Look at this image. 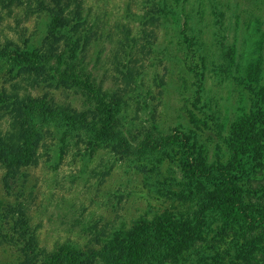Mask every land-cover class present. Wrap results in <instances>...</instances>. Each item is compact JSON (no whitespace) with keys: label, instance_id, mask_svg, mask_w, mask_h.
Wrapping results in <instances>:
<instances>
[{"label":"rangeland","instance_id":"obj_1","mask_svg":"<svg viewBox=\"0 0 264 264\" xmlns=\"http://www.w3.org/2000/svg\"><path fill=\"white\" fill-rule=\"evenodd\" d=\"M33 5L40 13L27 15L26 7L2 13L0 43L38 47L56 30L54 11L75 12L81 68L107 99L67 87L52 73L42 80L9 66L0 71L1 134L11 129L9 95L46 101L54 113L38 120L42 139L32 162L14 172L0 161V264L26 257L10 209L37 241L36 263L67 245L87 254L122 249L144 226L169 221L197 234L186 247L167 243L145 264H264V226L227 223L218 208L225 172L251 208L264 209V139L256 155L236 162L231 153L234 127L264 117V29L258 37L246 31L264 17V0ZM110 108L132 154L62 118L70 113L101 123ZM161 138L168 144L160 147ZM187 163L211 171L215 181L191 177Z\"/></svg>","mask_w":264,"mask_h":264},{"label":"trees","instance_id":"obj_2","mask_svg":"<svg viewBox=\"0 0 264 264\" xmlns=\"http://www.w3.org/2000/svg\"><path fill=\"white\" fill-rule=\"evenodd\" d=\"M33 4L34 0H0V21H3L5 15L13 16L18 7H26L27 15L30 14V16L40 13ZM3 12L5 15L1 16ZM48 13L51 15L52 10ZM54 14L58 19L56 30L48 33L40 46L30 47L27 44L28 40L24 41L22 47L10 40L4 45L0 43V71L4 66H9L15 68L17 74L37 76L42 80H45L47 74L52 73L65 86L77 88L95 99L106 100L107 95L90 83L87 73L81 68L84 47L80 44V36L74 38L73 30L80 27L79 22L73 23L76 13L70 11L69 15H64L60 11H54ZM70 16L71 21H69ZM248 16L250 17L251 14ZM67 20L70 23L67 24ZM256 23L254 26L250 24L248 26L250 29L246 30L250 37H258L261 34L264 29V17L258 18ZM255 31H258L256 36H254ZM1 33L2 29H0V37L3 38ZM71 52L72 57L76 56L78 61H72L68 57ZM4 108L10 118L11 129L5 135L0 133V161L8 170L15 172L35 158L42 139L38 129L39 118L47 121L53 118L54 113H51L48 102L29 95L7 96ZM62 118L71 123L73 128L91 133L96 140L112 143L124 154L129 155L133 152L130 143L119 129L120 120L112 108L106 110L101 123V119L88 121L70 113H62ZM263 139L264 117L261 114L240 122L232 132V157L238 162L245 155L258 154L262 149ZM166 144H168L166 139L161 138L159 146ZM186 170L191 177L215 181L211 171H197L189 163L186 165ZM219 178L222 180L223 187L218 208L223 214V219L235 226L243 224L250 228L264 226V209H254L247 204L244 190L234 180L233 175L223 172ZM6 183L9 185L7 180ZM9 212H12L14 229H18L19 238L24 241L22 250L26 257L19 264H145L153 256L165 252L167 243L171 247L183 245L186 247L192 237L197 234L176 223L162 221L141 228L131 243L122 249H105L87 254L67 245L43 258L40 263H36L34 259L37 254L36 239L21 231V228L25 226L24 220L16 214L15 209H10Z\"/></svg>","mask_w":264,"mask_h":264}]
</instances>
